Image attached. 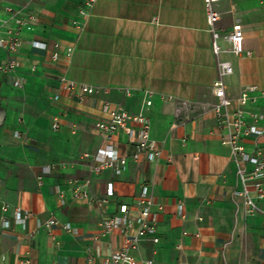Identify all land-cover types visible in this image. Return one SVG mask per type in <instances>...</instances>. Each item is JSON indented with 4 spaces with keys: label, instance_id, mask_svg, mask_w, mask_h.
I'll list each match as a JSON object with an SVG mask.
<instances>
[{
    "label": "crops",
    "instance_id": "0c3cea01",
    "mask_svg": "<svg viewBox=\"0 0 264 264\" xmlns=\"http://www.w3.org/2000/svg\"><path fill=\"white\" fill-rule=\"evenodd\" d=\"M83 1L0 0L1 35L13 28V12L35 18L19 33L17 54L0 49V64L16 63L0 72V264H106L124 236L106 234L102 223L122 205L134 221L142 186L158 243L146 239L131 250L135 264H264V199L245 213L237 170L252 165L222 144L228 130L216 119L211 88L217 61L228 62L229 112L241 109L247 124L264 129V0H219L215 27H238L250 55L232 54L221 40L218 59L203 0H98L85 18ZM71 81L94 92L68 90ZM250 85L259 90L255 102L240 107L236 99ZM118 108L149 118L159 156L131 160L122 131L112 145L128 158L125 170L96 174L91 157L104 142L95 124ZM239 143L246 155L264 157V138ZM16 210L23 224L15 223Z\"/></svg>",
    "mask_w": 264,
    "mask_h": 264
},
{
    "label": "built area",
    "instance_id": "2783aa9c",
    "mask_svg": "<svg viewBox=\"0 0 264 264\" xmlns=\"http://www.w3.org/2000/svg\"><path fill=\"white\" fill-rule=\"evenodd\" d=\"M98 0H84L82 6L78 12L80 17L85 18L89 15L90 11L94 7ZM204 11L209 26V33L211 35V51L213 55L218 59L219 54L222 52L220 41H225L229 48L228 51L234 55L245 54L249 56L250 53L246 52L243 48L244 37L241 30L238 27H234L229 33H222L218 31L216 23L219 20V13L216 10V5L219 0H203ZM11 11V10H10ZM34 17L26 15L22 11H15L12 14L13 28L7 29L4 35H1L0 31V49L4 50L7 56H14L18 53L22 41L18 37L19 33L23 30L30 31ZM79 28L81 24L74 22ZM34 47L45 48L44 44L33 43ZM59 45H54L53 58L58 57L57 50ZM72 53V49L66 50V56L69 57ZM16 63L11 59L5 60L0 64V72L7 73L14 70ZM218 78L212 83V94L215 98L214 113L217 121L220 125L227 128V137L222 141V144L229 145L233 154L240 155L243 161L249 162L252 165V170L246 173L243 169L237 170V176L241 183L242 189L236 192V195L243 199L245 206V213L251 214L259 210L257 201L264 199V188L261 186V180L264 179V157L259 153L248 156L244 153L243 147L239 141L241 137L255 136L264 138V129L249 125L244 120V112L238 109L235 113L229 112V107L232 100L228 98L226 94V86L223 81L224 76L232 74V67L228 62L217 61ZM23 80H17L14 82L15 87H21ZM68 90L78 89L81 94L90 95L94 92L93 88L85 85H77L75 82H69L67 86ZM259 90L256 86H245L241 90L236 102L240 107L253 104L255 102V93ZM127 93V92H126ZM261 96H264V92H260ZM57 97H55L56 99ZM150 105V101L146 102ZM182 106H187L186 102H181ZM107 109V107H104ZM56 124L53 125V129H56ZM233 127L234 132L230 133L229 128ZM95 129L98 135L104 142V146L98 150V152L91 157L94 165L91 167L92 171L99 174L105 169L111 170L115 175L121 174L127 165L128 158L118 149L113 147L115 136L119 132H124L128 143L134 148L131 160L138 161L142 155L145 156L147 161H154L159 156V152L155 143L150 139V120L146 116L134 115L122 109H114L109 111L108 119L98 121L95 124ZM89 181H85V185ZM253 183V190L248 189V185ZM79 194L76 193L77 197ZM151 198L148 193L147 186H142L140 196L137 200L138 214L134 221H130L127 218L128 207L122 205L119 207L120 215H114L102 223V228L106 234L119 230L123 233L124 244L123 247L117 252L112 254L106 259V264H135L132 257L129 255L131 250H136L143 240L148 239L153 244L158 243L156 237V215L151 212ZM179 212H182V204L177 206ZM3 212L7 211V206H2ZM14 220L17 224H23L24 218L21 216L19 210L14 212ZM136 225V228L131 232L132 224ZM52 224L48 222L47 225ZM3 228L8 227V222H2ZM64 229L69 230L68 224L63 226ZM145 264H152L151 261L145 262Z\"/></svg>",
    "mask_w": 264,
    "mask_h": 264
}]
</instances>
